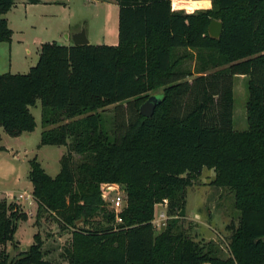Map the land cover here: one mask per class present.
Here are the masks:
<instances>
[{"label": "trees", "instance_id": "trees-1", "mask_svg": "<svg viewBox=\"0 0 264 264\" xmlns=\"http://www.w3.org/2000/svg\"><path fill=\"white\" fill-rule=\"evenodd\" d=\"M115 1V45L43 42L26 73H0L3 131L13 137L33 131L30 107L39 100V146L67 147L53 177L29 160L37 215L54 212L73 228L67 264H264V0H211L210 8L189 13L172 10L170 0ZM13 5L0 0V42L11 40L4 14ZM212 19L222 23L218 38L207 31ZM178 49L205 52L200 69L214 70L181 80ZM240 75L247 79L245 130L232 125L233 78ZM160 86L153 114L141 115L139 105ZM131 98L135 119L120 134L108 131L99 110ZM73 153L81 160L74 162ZM204 169L213 171V185L233 192L239 211L227 226L226 255L213 241L177 231V217L158 234L151 222L157 203L178 216L187 187ZM104 182L122 184L126 194L115 227L92 220L98 214L113 220L100 196ZM20 220L27 214L19 205L0 199V245L17 250L0 249V264H55L43 256L37 234L35 243L17 249Z\"/></svg>", "mask_w": 264, "mask_h": 264}, {"label": "rangeland", "instance_id": "rangeland-1", "mask_svg": "<svg viewBox=\"0 0 264 264\" xmlns=\"http://www.w3.org/2000/svg\"><path fill=\"white\" fill-rule=\"evenodd\" d=\"M76 2L70 14L65 12L58 16L48 14L45 22L46 31L42 28L36 29L33 26L27 27L23 21V9L16 0L17 8L10 14L11 27L14 30L13 38L24 42L30 49L29 53L24 51L15 60L12 73H26L31 66H34L38 59L39 46L35 47L32 40L37 36L43 42L57 41L58 43L71 42L72 30L84 29L90 44H107L112 41L111 33L117 35V3L115 0H79ZM52 6H46L44 10H51ZM17 10V11H16ZM183 10V9H182ZM186 12V10H183ZM69 13V12H68ZM189 13V12H187ZM68 23V24H66ZM116 33V34H115ZM68 35V38L66 37ZM116 39V38H115ZM25 46H22L24 48ZM38 50V51H37ZM200 55L205 56V52H198L192 49H178L175 51L177 64L175 70L182 72L184 77L181 80L190 81L200 72H210L214 69H200ZM4 64H8V53L3 59ZM9 70V69H6ZM4 69L0 68V73ZM189 73L186 75V73ZM164 86L148 92L160 95ZM137 98H131L121 103L108 105L99 111L101 112L103 125L109 130L117 128V134L122 133L128 124L135 119V103ZM248 100L247 79L242 76L233 78V117L232 125L235 130L247 128L246 103ZM36 126L33 131L22 132L19 136H10L0 127V146L4 149L0 151V199L5 198L8 202H15L20 209L27 214V220L18 221V227L14 233V240L18 242L17 249L25 250L29 245L35 243L34 234L41 243L43 256L50 259L55 264H67L64 252L71 242L73 228L65 226L54 212L41 211L37 215V202L35 198L26 199V194L32 195V186L28 177L29 160L33 157L40 163L41 167L50 176H55L60 170L59 159L67 151L65 145H40L41 132L44 128L41 125L40 102L30 107ZM115 121V125L113 123ZM79 154L73 153L74 162L81 160ZM214 177L212 170L204 169L199 178L187 187L185 194L184 210L178 216L168 215L167 204L157 203L154 206L153 216H157L163 211L167 217L165 226L155 227V234L160 233L168 224V221L177 217V231L193 237L199 241H213L219 249L221 255L227 253V243L231 231L227 228L230 223H237L239 211L234 207L233 192L226 187H217L211 183ZM116 189L124 192V186L116 183ZM101 186V185H100ZM20 193L24 198L19 197ZM104 208L113 214L109 204L105 203L101 194ZM94 226L100 225L115 227V221L107 222L106 218L100 214L92 219ZM88 227V225H85ZM91 228L92 225H90ZM5 249L10 254L16 253L10 243L0 245V249Z\"/></svg>", "mask_w": 264, "mask_h": 264}, {"label": "crops", "instance_id": "crops-1", "mask_svg": "<svg viewBox=\"0 0 264 264\" xmlns=\"http://www.w3.org/2000/svg\"><path fill=\"white\" fill-rule=\"evenodd\" d=\"M95 1H99V0H93V2H95ZM195 1H204V0H195ZM208 1H209L208 6L196 7L195 9H193L191 11V10H187L186 8H183V7H178V6L174 7L172 5L173 0H170L172 10L183 9V10H186V12H193L194 10H197V9L210 8L211 7V0H208ZM76 2H79V5L81 4L79 0H39V2L36 4H30L27 2V0H19V5L24 10L23 15H22L23 21H20V22H22L26 27H27V25L30 27L35 26V27H37L36 29L42 28L43 30L46 31L45 22H46V19L48 17V14H50L54 17L58 16L59 14H61L63 12L70 14V11L72 10V8L75 5H78ZM46 6H52L53 8L47 12L46 10H44ZM117 7H118V5H117ZM16 8H17V3H16V0H14V5L11 7V9L7 13L4 14V17L7 20L8 26L11 29H13V28L11 27L10 14H12L14 9H16ZM117 21H118V8H117ZM66 24H68V23H66ZM79 31H80L79 29L72 30L71 36L74 33L79 32ZM13 34H14V30H12V36H11L10 42H0V59H3L6 55V53H8V64L5 65L3 61H1V63H0V68L2 67L4 69L3 73L11 71L10 69L12 68L15 60L18 58V56L21 54L22 51H24L25 53L30 52V49L28 47H26V44H24V42L21 43L20 40H15L13 38ZM111 36H112L111 37L112 41L108 42L107 44L115 45L118 41V24H117V35H116V37L113 35V33H111ZM66 37L68 38V35H66ZM86 37H87V35H86ZM88 41H90V40L88 39ZM32 42H33V44H35L36 48H38V45L43 43V41L40 40L37 36H35L33 38ZM99 43L102 44V42H99ZM60 44L70 45V44H72V40H71V42L68 41L66 43H60ZM22 46H25V47L22 48ZM6 69H9V70H6ZM10 73H12V72H10ZM16 73H20V72H16ZM240 76L243 77V75H240Z\"/></svg>", "mask_w": 264, "mask_h": 264}, {"label": "built area", "instance_id": "built-area-1", "mask_svg": "<svg viewBox=\"0 0 264 264\" xmlns=\"http://www.w3.org/2000/svg\"><path fill=\"white\" fill-rule=\"evenodd\" d=\"M116 183H108L104 182L101 183L100 189H101V194L104 198L105 203L109 204L111 207V211L113 212V220L115 221L116 226L122 223V218H121V211L126 205V194L124 192H120L119 190L116 189ZM26 193H20L19 197L24 198V195ZM31 198L33 199V195H28L26 194V199ZM29 198V199H30ZM167 217L163 211H160L157 216H153L152 218V224L154 227H160V226H165Z\"/></svg>", "mask_w": 264, "mask_h": 264}, {"label": "water", "instance_id": "water-1", "mask_svg": "<svg viewBox=\"0 0 264 264\" xmlns=\"http://www.w3.org/2000/svg\"><path fill=\"white\" fill-rule=\"evenodd\" d=\"M208 34L213 38H218L222 31V23L219 20L212 19L207 27ZM72 44L74 45H82L88 44V38L86 37V33L84 29L79 32L74 33L71 36ZM161 101V96L157 94H150L147 99L139 105V113L145 117H150L156 105H158ZM264 240V236L262 237Z\"/></svg>", "mask_w": 264, "mask_h": 264}, {"label": "bare ground", "instance_id": "bare-ground-1", "mask_svg": "<svg viewBox=\"0 0 264 264\" xmlns=\"http://www.w3.org/2000/svg\"><path fill=\"white\" fill-rule=\"evenodd\" d=\"M172 5L178 6V7H183L186 8L187 10H193L196 7H200V6H208L209 5V1L208 0H204V1H195V0H173Z\"/></svg>", "mask_w": 264, "mask_h": 264}]
</instances>
